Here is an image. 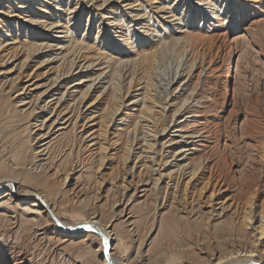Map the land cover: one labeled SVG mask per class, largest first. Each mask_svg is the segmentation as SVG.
<instances>
[{"label":"rangeland","instance_id":"1","mask_svg":"<svg viewBox=\"0 0 264 264\" xmlns=\"http://www.w3.org/2000/svg\"><path fill=\"white\" fill-rule=\"evenodd\" d=\"M10 180L0 264H264V0H0Z\"/></svg>","mask_w":264,"mask_h":264},{"label":"bare ground","instance_id":"2","mask_svg":"<svg viewBox=\"0 0 264 264\" xmlns=\"http://www.w3.org/2000/svg\"><path fill=\"white\" fill-rule=\"evenodd\" d=\"M57 27L58 26H56L53 29H56ZM79 83H81V82H79ZM76 85H78V83H74L73 85L70 86V88H74ZM21 94H22V92L19 95H21ZM43 94H41V96ZM60 107H61V105H60ZM55 112L56 111H55V108H54L53 113H55ZM56 122L57 121H55L51 125L50 129L55 125ZM42 124L43 125H41V126L43 128H45L46 124H44V123H42ZM61 129H63V128H60L56 133H59V131H61ZM42 138H46V134L43 135ZM185 151L186 150H184V152ZM4 188H7V190H4L3 192L0 191V197L1 196H4V197L7 196L8 194H6V193L7 192H13L14 189L17 190L15 181H11V180H10L9 184L6 183L3 186H0V190L4 189ZM19 197L25 203L26 202H33V209H30L31 210L30 212L35 214L38 217V219H39V217L40 218L43 217V215H46L49 218H52L53 220H54L53 216L56 217V215L54 214L51 206L43 199L42 195H40L39 193L27 192V193H25L23 195H20ZM27 210H29V209H27V208L24 209V211H27ZM54 222H55V220H54ZM95 222H97V221H95L94 219H92L90 222H83V223L77 222V223H73V224H71V223H67L66 224V223H62L61 222V226L63 227V230H61V229H58V230H59V233L61 235H64V236L70 235V236H72V235H74V233H76L77 230L79 231V230H82V229L84 230V229H87V228H91V230L92 229H96V231H97L96 233H92V231H89V232H85V233H82V234L92 233V234H95L96 236H98L101 239V242H103V244H102L103 253L102 254L104 255V258H103V260H104L103 263L104 264H120V263H118L117 259H115L113 257V251L115 249L114 248V240H116V239L113 238V235L111 234V231H108L107 228H103L102 226H99L98 223H95ZM55 224H56V222H55ZM108 228L110 229L111 226H108ZM67 229H71L72 231H70V232H73V233H70ZM259 234H260L261 237L264 235L263 225H261ZM254 255H255V251L253 249H251V250H244V251H242V250L239 251L238 250L237 252H233V253H230L228 255H224V256H221V257H218V258H215V256H213L212 258H215V260L217 261L216 262L217 264H254V261H252L251 259L250 260L247 259V260L241 261L243 259V257H250L251 258V257H254Z\"/></svg>","mask_w":264,"mask_h":264},{"label":"water","instance_id":"3","mask_svg":"<svg viewBox=\"0 0 264 264\" xmlns=\"http://www.w3.org/2000/svg\"><path fill=\"white\" fill-rule=\"evenodd\" d=\"M53 218H54V220H55L56 222H59L58 219H57L55 216H53ZM59 223H60V222H59ZM89 231H92V233H96V232H97L96 229H92V230H91V228H87V229H84V230L82 229V230H79V231L77 230L76 232H83V233H84V232H89Z\"/></svg>","mask_w":264,"mask_h":264}]
</instances>
